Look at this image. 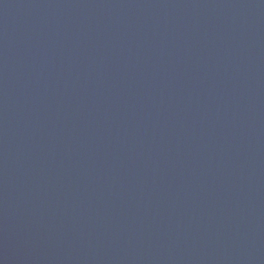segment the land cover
Masks as SVG:
<instances>
[{
    "label": "water",
    "instance_id": "95a60500",
    "mask_svg": "<svg viewBox=\"0 0 264 264\" xmlns=\"http://www.w3.org/2000/svg\"><path fill=\"white\" fill-rule=\"evenodd\" d=\"M0 264H264V0H0Z\"/></svg>",
    "mask_w": 264,
    "mask_h": 264
}]
</instances>
